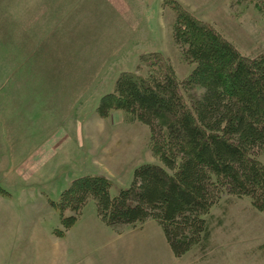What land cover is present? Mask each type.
Returning a JSON list of instances; mask_svg holds the SVG:
<instances>
[{"label":"rangeland","instance_id":"374dc122","mask_svg":"<svg viewBox=\"0 0 264 264\" xmlns=\"http://www.w3.org/2000/svg\"><path fill=\"white\" fill-rule=\"evenodd\" d=\"M78 1L0 0V144L25 147L15 161L7 153L10 169L22 162L28 175L11 182L0 173V185L12 193L0 190V264H264V212L249 196L224 193L205 216L209 241L182 256L156 220L118 233L100 219L93 199L64 235L56 234L63 225L51 200L75 178L106 176L115 196L139 165L162 164L148 125L123 110L103 117L98 107L121 71L148 74L152 61L143 53L161 51L179 80L192 71L195 63L174 41L177 6L212 23L245 56L264 55V0H125L139 17L137 30L104 4L90 5V15L78 8L53 28L47 11L56 7L61 15L72 3L76 11ZM96 18L97 30L83 31ZM79 30L90 36L77 38ZM258 157L264 163V150Z\"/></svg>","mask_w":264,"mask_h":264},{"label":"trees","instance_id":"16d2710c","mask_svg":"<svg viewBox=\"0 0 264 264\" xmlns=\"http://www.w3.org/2000/svg\"><path fill=\"white\" fill-rule=\"evenodd\" d=\"M173 35L183 57L195 63L185 79L161 51L146 52L148 74L121 71L115 91L98 107L103 117L123 110L148 125L162 164L139 165L131 185L115 196L106 176L75 178L58 201L51 200L63 225L58 236L93 199L100 219L118 233L124 225L156 220L173 253L182 256L207 244L205 216L224 193L249 196L264 212V163L258 157L264 150V55L245 56L212 23L181 5ZM194 87L201 93L191 95Z\"/></svg>","mask_w":264,"mask_h":264},{"label":"crops","instance_id":"0c3cea01","mask_svg":"<svg viewBox=\"0 0 264 264\" xmlns=\"http://www.w3.org/2000/svg\"><path fill=\"white\" fill-rule=\"evenodd\" d=\"M41 9H37V16L38 19L44 14V10L42 8V4L41 1H39ZM78 5H76V11L75 8H73V3L67 7L61 15H59V13L61 12V10L56 9V7L51 8L50 10L47 11V15L48 16H52L54 22L52 23V27H56L57 24L64 22L66 19H69L70 17H72L76 12L77 9L79 8L82 9L83 6L88 7L86 8V10H84V13H86V15H90V11L93 10V7L89 8L90 5H102L104 4V7H111L113 12L115 14H117L119 16V18L122 20V22L124 24H128L129 28L131 31H133V29H139L140 28V22H139V17H137L134 14V11L132 10V8H130V6L128 5V3L125 0H79ZM82 6V7H81ZM97 13H99L98 9H97ZM69 15V18H68ZM97 18L91 22V23H84V25L82 26V28H84L83 31H90L92 29H95V24H96ZM106 28V27H105ZM88 29V30H87ZM46 30V29H44ZM97 30V29H95ZM53 31L52 28L49 29V32ZM108 33H112L111 31H107ZM43 33V32H42ZM61 35L64 36V32H61ZM69 37H72V35L68 34ZM90 35H85L84 33H81L80 30L78 31L76 37L81 39L82 37H89ZM113 36V35H110ZM80 45H84V43L82 41L79 42ZM143 53V52H142ZM56 140H53L52 142H48L49 145L47 146V148H49L52 144H54ZM16 146H20V147H13V145L9 144V147L6 146H2L0 144V159L4 160V163L0 164V173L3 175V180L7 181L9 178V181L14 182L16 180H21L23 179V176H28V175H24L23 171H27V168H24L23 165L21 163L16 164L15 166H13L10 169L9 165L13 158H15V160L17 159V157H21L22 152H23V147L22 144H14ZM10 150V154H11V159H10V155L7 153ZM15 151H20L17 153ZM7 154V155H6ZM9 159V160H8ZM14 160V159H13ZM14 160V161H15ZM8 161V162H7ZM14 167H16L15 171L12 170L14 169ZM0 190L4 193H6L8 196H11L12 193L4 188L2 185H0ZM118 254V253H117Z\"/></svg>","mask_w":264,"mask_h":264}]
</instances>
